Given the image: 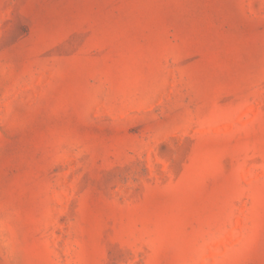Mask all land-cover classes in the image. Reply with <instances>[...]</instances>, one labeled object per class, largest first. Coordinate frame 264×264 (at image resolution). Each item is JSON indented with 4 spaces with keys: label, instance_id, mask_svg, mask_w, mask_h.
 Instances as JSON below:
<instances>
[{
    "label": "rangeland",
    "instance_id": "rangeland-1",
    "mask_svg": "<svg viewBox=\"0 0 264 264\" xmlns=\"http://www.w3.org/2000/svg\"><path fill=\"white\" fill-rule=\"evenodd\" d=\"M0 264H264V0H0Z\"/></svg>",
    "mask_w": 264,
    "mask_h": 264
}]
</instances>
